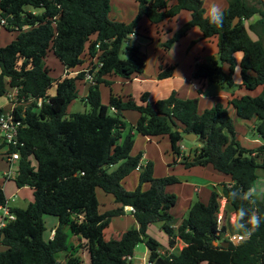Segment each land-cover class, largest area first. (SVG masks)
Listing matches in <instances>:
<instances>
[{"label": "trees", "instance_id": "obj_1", "mask_svg": "<svg viewBox=\"0 0 264 264\" xmlns=\"http://www.w3.org/2000/svg\"><path fill=\"white\" fill-rule=\"evenodd\" d=\"M135 1V18L124 22L110 18L111 0H0V17L7 20L3 26L18 32L15 40L0 46V95L8 87H18L21 94L33 98L18 109L26 125L21 129L25 145L15 181L19 187H31L34 195L27 207L12 208L16 219L3 229L0 245L5 249H0V264H86L84 253L89 255V264H133L128 256L145 240L149 264H264V194L260 198L253 190L260 177L258 170L264 169V143L244 147L236 136L231 112L232 108L244 120L255 119L254 130L264 141V0H228L219 26L205 18L203 0ZM183 10L191 12V19L163 46L171 48L198 26L202 39L218 38L219 50L217 59L197 63L194 80L233 87L239 64V86L248 92L234 94L227 104L218 102L202 112L198 97L181 98L176 92L151 100L150 92L145 91L137 101L131 94L111 91L109 106L104 105L100 84H111L109 75L130 78L144 72L146 60L140 48L126 46L131 34H140L143 17L159 24ZM51 50L67 71L79 72L53 78L45 61ZM238 52L242 53L240 61ZM176 66H161L158 78L172 76ZM88 67L97 69L85 96L91 109L67 117ZM109 108L115 111L109 113ZM125 110L140 113L135 124L126 120ZM135 132L151 138L169 136L172 152L181 156L186 167L212 163L217 170L231 174L232 183L223 187L229 209L239 210L245 218L249 211L256 212L262 218L259 227L241 225L238 229L236 215L234 224L228 220L220 230L221 195L216 191L208 203L195 201L182 223L174 227L176 219L169 210L176 205L177 195L166 188L179 179L174 175L156 177L152 161L143 164L142 152L132 155ZM189 132L198 134L202 143L192 156L182 153L180 145ZM136 171L139 183L127 189L124 181ZM146 183L150 186L144 190ZM97 188L112 194L119 206L101 212ZM6 200L0 185V204ZM126 206L134 208L139 226L109 237L106 230L112 218L124 214ZM44 215L59 218L53 238L45 237ZM156 222L163 224L170 247L176 240L184 246L162 254L159 242L147 233ZM229 225L244 238L234 242L221 237ZM74 236L79 238L77 243ZM221 238L229 244L214 243Z\"/></svg>", "mask_w": 264, "mask_h": 264}, {"label": "crops", "instance_id": "obj_2", "mask_svg": "<svg viewBox=\"0 0 264 264\" xmlns=\"http://www.w3.org/2000/svg\"><path fill=\"white\" fill-rule=\"evenodd\" d=\"M224 1L222 4V9L224 10L228 5V0H222ZM114 2H123L125 5H128V7L132 8V13H130L129 16L125 17L122 15V12H118L112 14V9L110 11V18L111 19H117L124 22H131L137 12H138V3L135 0H128L127 2H124L123 0H111V7ZM224 7V8H223ZM35 13H40L36 10H33ZM42 12V11H41ZM257 16L254 17L253 21L256 20ZM177 20V23L171 24L172 20ZM191 19V12L188 10L181 11L175 18L172 20H164L160 22L159 24H150V28H157L155 32L151 33V30H149V34L152 36H155L157 38V46L159 50H157L156 55H154V61H153V68L150 70L148 67L149 60L147 62L148 52L144 53V45H147L149 42V39L145 36H142L140 34H131L126 41V46H137L140 48L141 53L145 56L146 65L143 73H135L130 78H123L121 76H118L116 74L109 75L107 78L112 81L113 87H115V84L122 85V92L116 93L120 95H133L137 101H140V96L143 92L148 91L150 92V99L151 100H157L160 98L168 97L172 92H176L177 95L181 98H188V97H198L199 98V111L202 112L206 108H211L216 103L221 102L223 104H227L229 100L233 97L234 94L244 95L247 90L245 88L240 87L241 90H244L245 92H234L229 93L225 90L219 91L216 95H205V92L208 89V86L210 83L206 82L205 84H202L198 82L197 80H194L193 75L196 70L197 63H203L208 62V60L203 55L208 54H218V38L216 36L211 38L202 39V31L201 29H197L198 26L192 27L187 33L186 36L181 38L178 42L174 43L173 46L169 49H166V51H162L160 48L161 43L165 42L166 40L172 38L174 33L180 29V27L187 21ZM147 17H143L141 20V23L147 25ZM184 22V23H183ZM183 23V24H182ZM194 31L196 35V41L191 42V44H188L185 46L187 49L186 51H180L177 52V46L182 44L184 41L189 40L190 32ZM9 31V30H8ZM0 33H2L0 31ZM251 34V33H250ZM252 36V34H251ZM254 38V36H253ZM258 37L256 36L257 39ZM9 39V38H8ZM190 43V40L188 41ZM190 51H192L195 56V61L190 64L189 59L192 58L189 56ZM211 52V53H210ZM242 58V56H241ZM241 58L237 57L238 61L241 60ZM177 64L176 69L174 71V74L167 78H158V73L160 71L161 66H167ZM185 64L190 65V71L186 69ZM48 66V65H47ZM49 67V66H48ZM228 65H224V70L228 71ZM1 71V69H0ZM64 72H67L65 69ZM64 72L62 74H64ZM236 73L239 74L240 79L236 81L235 75ZM235 82L240 85L241 83V73H240V66L239 68H236L235 74H234ZM84 82V88L85 93L88 92L89 83L86 80H81ZM80 82V81H79ZM78 82V83H79ZM202 88V93H199V89ZM113 90V88H112ZM111 90V91H112ZM153 90L157 91L159 93L158 96L153 95ZM259 91V90H258ZM113 92V91H112ZM115 93V92H114ZM135 93L137 96H135ZM203 103V108L201 109V104ZM8 100L6 98V95H0V109H4L9 107ZM112 111H115L113 108ZM235 128H236V136L238 140L241 142V144L244 147L247 148H256L257 146L264 143V141L261 139V137L255 132L254 127L256 124V120H244L237 116L236 111L231 108ZM126 120L132 124H135L139 117L140 113L136 110H125L123 112ZM251 133L252 137H250L248 134ZM167 137V138H166ZM184 139V138H183ZM183 139L180 141L181 150L182 153H184L186 156H192L193 150L197 147L201 146L202 143L197 139L194 140V142H197V146L194 148H191L187 150V146L182 144ZM171 141L168 136H159L156 138H151L149 136H145L139 132H135V144L132 149V155H137L138 153L142 152V163L146 164L148 161H152L154 163V175L156 177L161 176H167V175H174L179 179V182L173 185H170L166 188V191L169 193H174L177 195V201L176 205L172 207L169 212L175 217L176 222L174 224V227H178L185 216L188 214V211L191 207V205L197 201L200 200L204 203H208L211 194L213 191L218 192L220 196V202H221V210L223 211V214L226 219V225L227 221L229 220L231 224H234L236 218H231V212H234L229 209V205L227 203L226 198L223 195V187L225 184L232 183V176L231 174L221 172L217 170L212 163H209L205 166L201 165H195L192 167H186L182 163L181 156L173 155L171 153ZM159 167L161 171L159 170ZM7 168L6 163L1 162L0 164V185L3 187L6 197L12 198L13 200L17 197V193H22L25 190L26 186L19 187L15 181V179H5L3 170ZM138 173L137 171L133 174L135 175ZM132 174V175H133ZM258 174L260 175L259 178H264V169H259ZM133 175V176H134ZM131 176V175H130ZM138 178L137 180L134 179V187H136L139 183V173L137 174ZM129 177V176H128ZM127 177V178H128ZM124 185L129 188V182L124 181ZM145 188H149V184H144ZM105 199L108 200V210L118 207L119 204L116 203L114 200V197L111 195H108ZM13 207H19L18 205H15ZM130 206L125 207L124 214H121L116 217H122V218H128V222L126 225L121 226V232H125L129 228L137 227L139 224L137 223L133 211L130 210ZM53 216V215H51ZM229 217V218H228ZM113 218L111 220V224H113ZM54 225L49 230V233L45 237L47 239L53 238L55 229L59 225V218L55 216L54 219ZM152 231H150V234L156 235V234H163L164 228L163 224L161 222H156L151 225ZM150 226V227H151ZM232 227V225H231ZM227 229L228 231L232 232L230 230V225ZM118 231V230H117ZM47 232V230H46ZM119 233L116 232V236L119 235ZM233 233V232H232ZM237 233V232H234ZM168 237V246H169V236ZM76 243L79 241V238L77 236H74L72 238ZM178 246L182 248L184 246V242L180 240H176L175 246L170 247L167 250L161 251V253L171 252L173 249ZM0 249H5V246L0 245ZM150 253V251L148 252ZM90 263L89 255L88 253H84V261L86 264ZM206 264V263H202Z\"/></svg>", "mask_w": 264, "mask_h": 264}, {"label": "rangeland", "instance_id": "obj_3", "mask_svg": "<svg viewBox=\"0 0 264 264\" xmlns=\"http://www.w3.org/2000/svg\"><path fill=\"white\" fill-rule=\"evenodd\" d=\"M123 1L124 2H127L128 0H123ZM170 1L173 2L175 0H170ZM203 1H204L205 10L207 11V6L209 5L210 0H203ZM217 2L222 7V4H223L224 1L217 0ZM27 8L28 9H32V10H36L38 12H41L42 11L41 8H36V9H34L32 7H27ZM111 9H112V14L117 13L118 10H119V12H122V15L125 16V17L129 16L130 13H132V8L131 7H128V5H125L123 2H121V3L114 2L112 4ZM147 23H148L147 25L141 23L140 35L145 36L146 38L149 39V42L147 43V45H144V47H143L144 48L143 52L144 53L148 52V54H149L148 57H147L148 58L147 59V62L149 60L148 67L151 70L153 68L154 55H156L155 52H157V50H159V48L157 46V43H158L157 42L158 41L157 38L155 36H152V35L149 34V30H151V33H152V32H155L157 30V28L154 27V28L149 29L151 22L149 20H147ZM172 23L173 24L177 23V20H175V19L172 20V22H170V25ZM197 29H199V27ZM0 31L2 32V33H0V46H5L8 43H10L11 41L15 40L16 37H17V34H18L17 31H8L1 24H0ZM251 34H252V37L254 36V38H256L257 35L255 33H253L251 31ZM186 35H184V36H186ZM184 36H182L181 38H183ZM189 40H190V43L188 42ZM189 40H186L182 44H180L179 46H177L176 51L177 52H180V51H183V50L186 51L187 50L186 49L187 47L185 48V46H187L188 44H191V42H193V40H194V42L196 41L195 32L192 31V30L190 32ZM178 41H176V42H178ZM163 43L164 42L161 43L160 48L162 49V51H166V47L163 46ZM189 56L192 57V58L189 59L190 64H192L195 61V58H194L195 54L192 51H190ZM203 56L208 61H211L213 59H217L218 58V54L217 53L216 54L211 53V54L203 55ZM236 56L239 57V58H241L242 53L241 52H238L236 54ZM45 61H46V64L50 68V75L53 78H59V77L64 76V75H66L68 73L74 74V73H76V71H79V70H75V71H71V72H69V71L64 72L65 71V66L56 57V55L54 54V52L52 50L48 53ZM185 66H186L185 68L188 69L189 72H191L190 71V65L189 64H185ZM237 68H239V64H238ZM63 72H64V74H62ZM235 79H236V81L240 79V76H239L238 73H236ZM84 85L85 84H84L83 81H80L78 83L79 96H78V98H76L75 100H73L69 104V106L67 108V115H66L67 117H69L72 113H75V112H84V111H88V110L91 109L90 103L85 99V96L87 95L88 92L85 93ZM112 85H113V83H111V84L101 83L100 84V91H101L102 103L104 105H106V106H109V99H110V93H111L112 88H113L112 91L115 92V93H120L121 94V92H122V90H121L122 89V85L115 84L114 85L115 87H113ZM221 90H225V91H227L229 93L245 92L244 90H241L240 89V86H239L238 83H236V85L233 86V87H228V86H223L222 87L219 84L210 83L209 86H208L207 91L205 92V95L214 96V95H216ZM152 92H153V95L154 96H158L159 95V93L157 91H155V90H153ZM135 96H137L136 93H135ZM6 98H7V96H6ZM7 100H8V98H7ZM203 106L204 105L202 103L201 104V109L203 108ZM109 113H111V109L110 108H109ZM248 135L250 137H252V134L251 133H249ZM165 136H167V135H165ZM182 144L186 145L187 148H188L187 150H189L191 148L196 147L198 143L197 142H194V141L187 140V139L184 138ZM171 153H172V157H173V155H175V154L172 152V150H171ZM32 163H33L34 166H37V161H36V159L34 157H32ZM159 170L161 171L160 167H159ZM137 174L138 173H136L135 175L133 174L134 176L131 175L128 178L125 179V183L126 182H129V188L130 189H134L135 188L134 187V179L137 180V178H138ZM1 175L2 174L0 173V178H1ZM126 188L128 189V187H126ZM143 189L145 190L147 188H145V186H143ZM97 195H98V199H99V202H100V211L101 212L107 211L108 210V203H107L108 200L105 199V198L108 195H111L112 196V194L106 193L102 188H97ZM33 199H34L33 189L31 187H29V186H26L25 187V190L22 193H20V192L17 193V197L14 200H11L10 205L11 206L18 205L21 208H25V207H27L29 205L30 202L33 201ZM43 218H44V221H45V224H46V227H47V232H46V235H47L49 233V230L51 229V227H53V225H54V222L53 221L55 219V216L44 215ZM127 222H128V218H122V217L113 218V224H111V226L109 228H107V230H106L107 235L109 237H112V236L115 237L116 236V232L117 233L121 232L120 231L121 230L120 229L121 226L122 225H126ZM150 231H152V226L148 228V231H147L148 235L149 236H152L153 238H155L159 242V244H160V250L161 251L167 250L169 248V246H168V237H167L168 234L166 233V231L164 230L163 231V234H161V235H160V233L159 234H156V235H152V234H150ZM148 252H149V248H148V246L146 244V240L143 241V242H141V243H139L136 246V248L134 249V253H133V256H132L133 257L132 258L133 263H144L145 262V264H149V261H148L149 253ZM86 259L88 261V258H86ZM88 263H89V261H88Z\"/></svg>", "mask_w": 264, "mask_h": 264}, {"label": "built area", "instance_id": "obj_4", "mask_svg": "<svg viewBox=\"0 0 264 264\" xmlns=\"http://www.w3.org/2000/svg\"><path fill=\"white\" fill-rule=\"evenodd\" d=\"M0 24L6 25L7 20L0 17ZM99 46V45H98ZM85 70V80L88 83H94L95 71L88 67ZM79 71H76L78 73ZM5 95L8 98L9 107L0 110V164L1 162L6 163L7 168L3 170L5 179H15L18 175L19 166L18 162L22 157L21 147L25 144L21 140V129L26 125L24 120L19 117L18 109L21 106H26L30 101L33 100L32 97H27L25 94H21L18 87H8ZM42 99L38 100V105H41ZM115 110V108H113ZM12 198H7L5 203L0 204V244L3 240V229L7 226L10 221L16 219V214L13 211V206L10 205ZM130 210L134 211L132 206L129 207ZM231 218H236V213L231 212ZM226 223L223 211L219 210L217 213V224L218 228ZM223 238H228L231 241L238 242L244 238L242 234L232 233L230 231H225ZM223 238H221L222 241ZM132 256H128L129 260H132ZM133 264H145L144 263H133Z\"/></svg>", "mask_w": 264, "mask_h": 264}, {"label": "clouds", "instance_id": "obj_5", "mask_svg": "<svg viewBox=\"0 0 264 264\" xmlns=\"http://www.w3.org/2000/svg\"><path fill=\"white\" fill-rule=\"evenodd\" d=\"M205 18L210 24L218 26L222 24L224 19V12L217 0H210L209 5L207 6V11L205 12ZM236 215L238 229L241 225H243V227L245 228H247L249 225L251 226V228H257L259 227L262 220V218L253 211H249L246 215V218L244 216H241L239 210H237ZM241 221H243V224H241Z\"/></svg>", "mask_w": 264, "mask_h": 264}, {"label": "water", "instance_id": "obj_6", "mask_svg": "<svg viewBox=\"0 0 264 264\" xmlns=\"http://www.w3.org/2000/svg\"><path fill=\"white\" fill-rule=\"evenodd\" d=\"M239 20V17H236L235 19V23ZM179 131L184 132V128L180 127ZM198 134L193 133V132H189V133H184V138L190 141H194L195 139H197ZM253 190H256L257 192L260 193V198L263 197L264 194V178H259L256 182H255V187ZM215 244H221V245H228L229 241H221L219 242V240H215L214 241Z\"/></svg>", "mask_w": 264, "mask_h": 264}]
</instances>
